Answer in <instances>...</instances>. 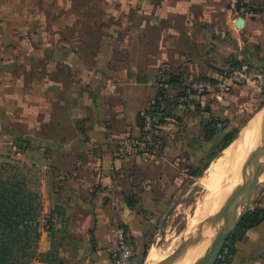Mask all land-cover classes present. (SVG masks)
<instances>
[{"label": "rangeland", "instance_id": "374dc122", "mask_svg": "<svg viewBox=\"0 0 264 264\" xmlns=\"http://www.w3.org/2000/svg\"><path fill=\"white\" fill-rule=\"evenodd\" d=\"M123 3L125 0H0V163L7 158L25 162L40 180L43 165L72 164L71 153L61 152H70L73 147L87 150L105 146L123 152L128 148L134 162L155 165L167 157L165 123L174 119L180 126L181 121L170 110L171 116L165 123L153 122L148 109L153 110L159 90L155 95L149 94L151 82L164 89L171 108L179 101L184 109L202 115L201 112H205L202 97L218 101L207 92H191L189 87L201 79L224 80L226 70L221 77H196L187 81L176 95H171L169 88L160 85L168 80L170 87H175L177 75H160L158 67L161 71L167 67L163 63L157 65V59L153 57L151 28L138 26L134 11L120 10ZM246 85H249V94L254 96L256 106L234 129L238 130L237 137L245 124L252 120L258 122L264 112V87ZM139 95L146 98L145 107L136 106ZM140 111L144 125L147 114L152 118L149 140H143L147 133L144 125L139 126L137 134L128 128L131 126L129 118L136 117L138 122ZM106 125L107 136L102 141L100 127ZM124 131L131 134L120 141L108 139ZM256 133L260 145V123ZM227 147L213 148L201 163L192 162L190 171L185 172L183 178L170 182L165 190L168 193L164 197L165 204L141 202L149 199L139 195L143 190L142 183L136 186L138 192L129 193V206L136 208L139 214L153 218L139 222L137 235L127 225H115L117 231L124 228L138 246L134 264H173L182 252L200 241L198 233L205 217L200 216L199 220L197 215L213 195L206 185L208 169L218 162ZM84 158L89 160L87 156ZM240 167L230 181H236L244 174L237 175ZM156 174L152 173L153 176ZM169 174L179 176L174 172ZM263 195L264 187L252 195L253 202L247 214L257 209L264 211ZM238 227L227 237L216 264H221L226 250V261L233 264L235 244L246 231L237 232ZM45 228L50 229L49 219ZM78 240L73 236L64 238L58 253L60 260L54 264H82L87 244ZM153 247L159 251V261L154 262L150 257ZM115 249L116 241L112 250L116 264Z\"/></svg>", "mask_w": 264, "mask_h": 264}, {"label": "crops", "instance_id": "0c3cea01", "mask_svg": "<svg viewBox=\"0 0 264 264\" xmlns=\"http://www.w3.org/2000/svg\"><path fill=\"white\" fill-rule=\"evenodd\" d=\"M250 1L254 12L246 16L241 27L228 10V0H125L120 10L134 11L137 25L151 28L153 57L157 65L167 67L162 71L158 67V72L177 75L175 87H170L168 80L160 85L176 95L187 81L221 77L227 68L242 62L264 67V0ZM151 83L148 91L155 95L160 86ZM249 93V85H244L218 101L202 97V115L174 104L170 110L181 125L177 126L174 119L165 123L167 157L155 165L134 162L128 148L123 152L105 146L87 150L73 147L70 152H61L71 153L72 164L43 165L39 180L43 196L41 259L32 264H54L64 238L72 236L87 244L82 264H115V225H127L137 235L139 222L153 219L129 206V193L138 192L136 186L142 183L139 195L149 199L141 202L165 204L170 182L183 178L192 162H200L249 116L256 106ZM145 99L139 95L136 106L145 107ZM129 122L128 128L137 134L136 117H130ZM100 131L99 138L105 141L107 125ZM129 134L124 131L108 139L120 141ZM85 156L89 160L85 161ZM154 172L158 174L153 176ZM172 172L179 176L170 175ZM48 219L50 229L45 228ZM235 245L233 264H264V218L248 228Z\"/></svg>", "mask_w": 264, "mask_h": 264}, {"label": "trees", "instance_id": "16d2710c", "mask_svg": "<svg viewBox=\"0 0 264 264\" xmlns=\"http://www.w3.org/2000/svg\"><path fill=\"white\" fill-rule=\"evenodd\" d=\"M152 106L153 110L150 108L148 111L152 113L155 124L165 123L171 116L172 106L164 89L159 90ZM137 117L139 126L143 127L141 111ZM237 133L238 130L229 132L218 147H227L236 139ZM36 178L31 166L25 162L7 158L0 163V264H32L41 259L43 196L40 181ZM263 212L257 209L248 213L237 232L258 225L264 217Z\"/></svg>", "mask_w": 264, "mask_h": 264}, {"label": "bare ground", "instance_id": "6f19581e", "mask_svg": "<svg viewBox=\"0 0 264 264\" xmlns=\"http://www.w3.org/2000/svg\"><path fill=\"white\" fill-rule=\"evenodd\" d=\"M263 115L264 112L262 113V115L260 114V119L258 122L253 120L251 122H248L241 130L239 136L232 142V144L228 148L225 149L223 156L220 159L218 158V162L216 161L213 164L211 163L212 165L208 169L210 174L208 172L209 178H207L206 180V185L208 186L207 188H210L212 190V192H210L211 194L213 193V195L210 194L212 197L209 195V199L210 197L211 199H208L209 201H207L203 206V211H201L200 214L198 213L199 216L197 215L198 219L200 218V216L202 217V219L203 217H205L200 237H198L200 238V241L193 243L190 247L187 248V250L182 252V254L178 258H176V263L174 262L173 264L205 263V254L217 239L219 234L225 229L226 225L230 223L231 220H228L229 222L227 223L222 222L221 224L214 226L219 217L223 215V213H225L224 211L231 198L230 195L233 189H235L236 186L241 185L243 182L247 181L252 175V171L254 168V161H252L254 160L253 154L254 150L259 146L257 143L256 131L258 128V124L260 123V139L262 141ZM240 165L241 167L237 175H240L243 172L244 174H242V176H239V179H237L236 181H230V177L236 170H238ZM262 180H264V176L262 177ZM254 192L255 190H253L249 196L251 197ZM222 207H224L222 213L217 215V211H219V209ZM241 210L242 208L239 210V213L241 212ZM150 251V257L154 262L155 260L159 261L161 259L159 258V251L155 247H153ZM180 258L181 261H179Z\"/></svg>", "mask_w": 264, "mask_h": 264}, {"label": "built area", "instance_id": "2783aa9c", "mask_svg": "<svg viewBox=\"0 0 264 264\" xmlns=\"http://www.w3.org/2000/svg\"><path fill=\"white\" fill-rule=\"evenodd\" d=\"M228 10L232 13L235 20L242 18L245 21L247 15L253 14V8L250 0H228ZM242 24L241 26H243ZM224 80L214 81L211 79H201L190 85L189 91L200 93H209L215 100L222 99L234 87L239 85L253 84L259 89L264 87V67L254 66L249 62H242L236 66L229 67L224 72ZM192 96V94L190 95ZM144 130L147 132L143 140L151 138L152 118L150 114L146 116ZM140 144V141L137 142ZM136 144V145H137ZM138 253V246L130 239L124 228L117 231L116 240V264H134V258ZM228 251H224L221 257V264H229L226 261Z\"/></svg>", "mask_w": 264, "mask_h": 264}, {"label": "water", "instance_id": "95a60500", "mask_svg": "<svg viewBox=\"0 0 264 264\" xmlns=\"http://www.w3.org/2000/svg\"><path fill=\"white\" fill-rule=\"evenodd\" d=\"M243 22L244 20L242 18H239V20L237 21V25L241 27ZM252 161H254V168L251 177H249V179L244 184L239 185L238 188L234 191L228 204L226 205L224 211L225 213H223V216L214 224V226H216L218 224H221L222 222L227 223L229 222L228 220H231L205 254V263L203 264H216L217 257L224 244L226 243V240L228 239L227 237H229L232 232L239 226L251 207V203L253 202V200L251 198L252 196H249L250 193L253 190H255V192L259 191L264 187V180H262V177L264 176V115L262 141L261 144L257 147L254 160ZM244 200H246V202L243 205ZM241 206H243V208L239 213ZM221 211L220 213H222ZM200 233L201 231L198 233V236L200 235ZM197 237L195 239H197ZM195 239H193V241H195Z\"/></svg>", "mask_w": 264, "mask_h": 264}]
</instances>
